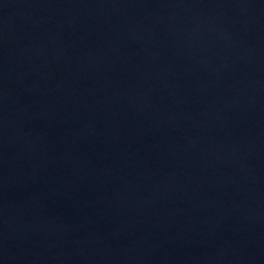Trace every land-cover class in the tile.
<instances>
[{
  "label": "water",
  "instance_id": "water-1",
  "mask_svg": "<svg viewBox=\"0 0 264 264\" xmlns=\"http://www.w3.org/2000/svg\"><path fill=\"white\" fill-rule=\"evenodd\" d=\"M0 264H264V0H0Z\"/></svg>",
  "mask_w": 264,
  "mask_h": 264
}]
</instances>
